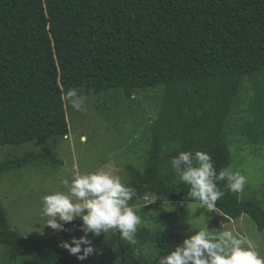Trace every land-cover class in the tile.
Listing matches in <instances>:
<instances>
[{
    "label": "trees",
    "instance_id": "16d2710c",
    "mask_svg": "<svg viewBox=\"0 0 264 264\" xmlns=\"http://www.w3.org/2000/svg\"><path fill=\"white\" fill-rule=\"evenodd\" d=\"M160 86L144 165L125 166L126 184L136 191L132 207L148 195L195 203L171 158L201 150L217 171L229 167L230 120L244 104L250 117L241 132L264 144V0H0V146L64 138L61 97L70 88L107 98L118 112L121 99ZM109 108L100 110L107 118ZM36 162L62 164L50 150L32 149L1 161L0 178ZM219 187L225 195L216 202L214 232L241 216L264 229L259 196L239 198L225 182ZM143 224L134 244L118 231L89 234L97 251L81 261L61 245L83 235L79 219L35 238L13 229L0 206V244L9 260L25 252L31 264H157L182 242L172 230ZM144 242L154 255L136 254Z\"/></svg>",
    "mask_w": 264,
    "mask_h": 264
},
{
    "label": "rangeland",
    "instance_id": "374dc122",
    "mask_svg": "<svg viewBox=\"0 0 264 264\" xmlns=\"http://www.w3.org/2000/svg\"><path fill=\"white\" fill-rule=\"evenodd\" d=\"M162 92V86L146 88L134 94L131 99H121L118 112L107 98L87 97L85 112L73 110L64 103L68 123V133L64 138L27 143L20 147L0 146V162L32 149L50 150L62 161L57 167L36 162L2 174L0 206L5 209L10 226L25 236L35 238L53 233L55 230L43 225L44 221L41 219L42 197L52 191H66L60 181L62 178L70 180L75 171H110L126 183L129 175L125 166L133 165L141 169L144 165L149 144V126L157 116ZM119 96L118 94L117 97ZM102 104L110 107L111 111H107L108 118L100 112ZM247 107L244 104V110L234 113L230 120L233 132L229 137L233 142L230 146L229 167L247 178L244 191L237 196H259L264 203V144H251L241 132L244 121L250 117L245 110ZM143 199L140 208L133 206L135 209L139 208L136 210L142 222L153 228L172 230L180 240L188 234L190 225L196 229L207 227L213 231L219 224L221 213L217 209L215 212H208L202 208H194L192 202L158 200L154 195ZM220 227L219 231L232 230L246 237L264 255V229H257L248 217L231 219ZM155 251L150 242H144L136 254L152 256ZM30 262V256L25 252H21L15 261L9 260L5 246L0 244V264H31Z\"/></svg>",
    "mask_w": 264,
    "mask_h": 264
},
{
    "label": "clouds",
    "instance_id": "9594fccd",
    "mask_svg": "<svg viewBox=\"0 0 264 264\" xmlns=\"http://www.w3.org/2000/svg\"><path fill=\"white\" fill-rule=\"evenodd\" d=\"M87 99L77 88L68 89L61 97L67 106L80 112L87 111ZM170 163L179 181L189 186L187 195L196 209L215 212L216 202L225 195L220 182L237 194L244 191L247 183L245 175L230 167L217 171L212 156L201 150L179 151ZM60 184L66 191H52L42 197L41 219L43 225L55 231H65V225L76 219L81 221L83 235L61 242L69 253L81 261L94 254L97 250L89 234L98 237L118 231L121 240L135 243L143 223L129 204L136 191L118 175L101 169L75 171L70 180L62 178ZM157 264H264V255L249 239L232 230L213 232L207 227L196 229L190 225L182 242L160 255Z\"/></svg>",
    "mask_w": 264,
    "mask_h": 264
}]
</instances>
